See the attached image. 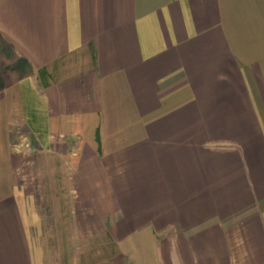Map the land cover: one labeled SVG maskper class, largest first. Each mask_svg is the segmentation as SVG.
Segmentation results:
<instances>
[{"label": "crops", "instance_id": "crops-1", "mask_svg": "<svg viewBox=\"0 0 264 264\" xmlns=\"http://www.w3.org/2000/svg\"><path fill=\"white\" fill-rule=\"evenodd\" d=\"M0 32L33 65L0 264H264V0H0Z\"/></svg>", "mask_w": 264, "mask_h": 264}, {"label": "trees", "instance_id": "trees-1", "mask_svg": "<svg viewBox=\"0 0 264 264\" xmlns=\"http://www.w3.org/2000/svg\"><path fill=\"white\" fill-rule=\"evenodd\" d=\"M0 92L5 88L4 76L8 71L17 72L18 79L30 76L33 73L31 62L20 56L14 46L8 42L0 32Z\"/></svg>", "mask_w": 264, "mask_h": 264}, {"label": "rangeland", "instance_id": "rangeland-1", "mask_svg": "<svg viewBox=\"0 0 264 264\" xmlns=\"http://www.w3.org/2000/svg\"><path fill=\"white\" fill-rule=\"evenodd\" d=\"M0 58H3V56H1V54H0ZM10 74L13 75L14 77H18V73L17 72L8 71L6 73V75H10ZM29 182L32 185H34L35 184L34 183L35 182V179L32 178V180L29 181ZM48 198H49L48 197V194H46V193L43 194V198L39 202H41V203L43 202L44 205H45V207H42L40 205L39 208H38V212H39L40 217H41V219L43 221V225H42V230H43V233H44V240H43V242H44L45 247L47 248V250H50L51 245H52V241H51V238H50V234H51V230H52L51 221H50V217H51V214H50L51 212L50 211H51V209H49L46 206V204H45V202H47V200H49ZM34 201H35V197H34ZM46 257H47V258H45L46 259V264H51V261H50L51 258H50V256H47L46 255Z\"/></svg>", "mask_w": 264, "mask_h": 264}]
</instances>
